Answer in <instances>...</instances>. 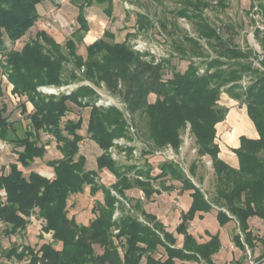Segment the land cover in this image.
I'll return each mask as SVG.
<instances>
[{
    "label": "trees",
    "instance_id": "16d2710c",
    "mask_svg": "<svg viewBox=\"0 0 264 264\" xmlns=\"http://www.w3.org/2000/svg\"><path fill=\"white\" fill-rule=\"evenodd\" d=\"M45 1L55 2L0 0L1 72L13 86L12 93L20 99L27 98L21 104L22 111L27 113V102L33 105V111L27 114L29 127L21 136L16 121L7 114L9 105L0 85V140L12 144L17 154L9 169L6 165L0 167V222L6 226V235L13 236L25 230L31 217L37 215L43 221L42 232L51 233L52 240L37 248L26 243L0 247V255L19 264H177V260L216 264L213 256L222 248L219 233H208L210 240L199 243L188 230L198 212H210L214 206L219 207L217 218L222 226L231 220L237 222L241 233L233 234L234 244L241 250L246 245L254 250L256 238L249 219L264 220V59L262 68L256 66L258 55L254 49L231 42L221 25L207 17L205 12L214 2L223 7L226 4L222 0H176L181 6L172 12L192 23L196 33L195 37L186 34L183 41L189 44L193 56L204 58V66L189 60L184 71L172 65V75L167 76L173 55L157 60L136 51L130 41L135 33H127L119 41L113 31L105 30L102 37L86 45V56L78 53V44L89 29L85 6L104 5L105 13L112 16L114 0H84L79 5V27L65 46L40 29L20 48L15 47L40 19L38 6ZM259 5L264 9L263 3ZM136 23L141 29L151 25L144 14L137 15ZM255 37L264 51V36L256 30ZM203 40L214 56L207 53ZM177 48L187 53L182 42L177 43ZM84 80L103 83L112 96L124 103L134 124L137 125L136 117L146 119L144 132L150 145H146L145 155L168 144L178 149L181 132L190 123L199 154L213 160L216 196L206 198L173 161L163 160L156 174L148 161L145 165L120 164L111 148L119 146L134 156V146L115 143L121 138L131 141L134 134L124 110L97 105L99 95L90 85L81 84L70 93L59 95L40 90L43 86L60 87ZM223 92L246 105L259 132V138L241 136V144L234 150L238 168L219 156L216 141V125L228 112L219 104ZM70 103L90 108L88 137L102 150L96 159L97 169H88L87 157L80 153L81 142L86 138L80 132L83 118H68L63 123L72 111ZM43 132L54 138L62 155L47 161L54 170L53 178L36 170L25 175L23 170L45 156ZM105 169L116 177L111 185L99 180V171ZM191 172L196 175L195 164ZM174 180L181 183V191L190 190L192 197L190 209L182 212L176 228L184 236L182 246L177 244L175 232L145 210L143 199L127 195V191L139 189L147 201H152L155 195L177 189L174 182L169 183ZM88 186L92 196L102 192L103 200H96L92 209L95 217L84 224L69 216V198L85 192ZM117 211L119 216L114 218Z\"/></svg>",
    "mask_w": 264,
    "mask_h": 264
},
{
    "label": "rangeland",
    "instance_id": "374dc122",
    "mask_svg": "<svg viewBox=\"0 0 264 264\" xmlns=\"http://www.w3.org/2000/svg\"><path fill=\"white\" fill-rule=\"evenodd\" d=\"M226 7L221 6L214 2L213 7L206 10L207 17L214 22L216 25L220 26L223 34L226 38H230L231 42L241 46L242 48L251 47L254 51L261 52L263 48L258 42V39L255 37V17L254 13V4L263 3L264 0H222ZM84 0H56L55 3H48V7L40 6V11L42 12L40 19L36 22L35 26L32 28L30 34H28L23 39L19 40L14 44L15 47L20 48L25 41L29 38L34 37L38 30L45 29L49 34H51L59 43L65 46L68 38L71 37L72 33L79 27L77 21L78 8L79 5L83 4ZM181 5L176 0H114V12L112 16H108L104 9V5L93 3L92 5L85 6L84 12L88 18L90 30L86 34L85 39L82 43L78 44V53L86 56V45L91 43L93 40L100 37L104 30H111L116 35V39L122 41L125 39L127 33H135L131 37L130 41L133 45V42L136 40H141L147 43L146 47L148 50L140 52L149 57L165 59L172 56L170 66L167 68L166 75L171 76V66L175 65L178 70L184 71L189 64V60L195 61L201 67L204 66L202 57L193 56L189 52V44L183 41V38L186 34L195 37L196 33L193 30V25L185 18H179L172 11L179 8ZM144 14L151 21V25L147 28L141 29L137 25V15ZM165 25V28L164 26ZM182 42L186 49L187 53L184 54L180 48H177V43ZM145 43V44H146ZM202 45L206 48L207 53L215 55V53L208 46V43L203 40ZM146 48V49H147ZM154 50L155 52H149ZM192 57V58H191ZM84 69H82L83 71ZM86 84L93 87L97 93L98 98H112V95L107 91L103 83H97L93 80H84L81 82L71 83L68 87L76 88L78 85ZM0 85L5 89V100L7 101L9 107L7 114L10 116V119L16 121V128L19 135H23L25 129L29 127V119L27 114L33 111V106L28 102L27 106L29 107L27 113H24L21 109L22 102L26 101L27 98H19L13 93L11 94L12 85L8 80L1 75L0 72ZM19 98V99H18ZM154 100V96L151 97ZM116 107H121V100L114 99L112 102ZM72 111L63 118V123L68 118L78 119L79 116L83 118V128L80 130L86 138L81 142L80 153L84 154L87 157V168L88 169H97V157L102 153V150L98 145L88 137L87 125L89 121L90 108L89 107H80L70 103ZM239 109L243 110L244 106H239L237 103L235 105ZM27 107V108H28ZM129 122L135 127V134L133 140L125 141L123 139L119 140L122 144L132 145L135 147L137 152V157L129 156L125 150H121L118 147L112 149L115 159L120 164H140L145 165V162L148 161L151 163L155 169L153 173H159V165L163 162V158L157 155L156 153L144 154L143 151L146 149V145H150L146 137V119L142 121L136 117L137 125L134 124L133 118L128 117ZM223 125L227 126V131L234 133V127L229 125L227 121L223 120ZM145 131V132H144ZM182 143L178 149H176L171 144H168L164 147L170 146L175 150V158L178 160L179 165L182 171L195 183L206 195V198L212 199L216 196L217 193V178L215 174V168L213 166V160L209 155H200L198 152V147L195 143V137L191 132L190 123L187 124V127L181 132ZM217 140L221 141V144H224L222 136L219 135ZM43 143H47V152L43 158H37L32 166L28 168H23L25 175H29L30 171L36 170L42 174L53 178L54 170L47 165V161L55 158L61 157L60 151L56 147V141L54 138L45 132L42 133ZM117 142V140H116ZM124 146V145H122ZM168 153L172 154L171 151ZM17 160L16 149L12 144L9 143L7 149H0V167L6 165L9 169V164ZM196 165V175L191 172L192 165ZM99 180L102 183L111 185L116 177L110 173L108 170L99 171ZM174 182L178 188L163 192L162 195L157 196L155 202H149L144 198L142 191L139 189H133L127 191L129 197H140L143 199V206L147 205L159 212V208H162V205H165L167 210L162 216L161 221L169 227H176L180 224L179 220V210L181 208L177 203L180 201L178 195L181 194L179 181H170L169 183ZM115 193V191H114ZM191 194L188 193L187 196L181 194V202L185 212H187L191 205L192 200H190ZM96 200H103V193L99 192L96 195H91L89 192V186L86 188L85 192L72 194L69 198V216L75 217L77 222L88 224L94 217L95 213L93 212V206L95 205ZM127 202V201H125ZM151 205V206H150ZM218 206H214V209L217 210ZM219 208V207H218ZM220 209L226 210L225 208L220 207ZM159 210V211H158ZM173 211V213H172ZM229 214V211L226 210ZM119 214V211H118ZM200 219H197L196 222H200ZM235 221V220H234ZM207 228L211 231H218L221 229L222 243L227 245V230L220 227L219 222L215 217H209L207 220L203 221ZM252 226L254 228L253 234L256 238V247L252 250L248 245H246L245 250H240L234 243L231 241L224 251L217 257L218 264H260L264 262V222H258L256 219L252 220ZM231 240L235 232H240L237 222H231ZM43 221L37 215L31 217V222L28 227L20 232L19 234L13 236H7L5 233V224L0 222V247H10L12 244H31L36 248L39 247L43 242L51 241V233L42 232ZM241 233V232H240ZM242 237L243 234H242ZM177 244L182 246V242L178 241ZM230 245V247H229ZM232 245V246H231ZM98 252L100 248L97 247ZM159 256V253L156 254ZM263 257V259H262ZM180 262V260H177ZM0 264H19L15 260H8L5 257L0 255ZM179 264H204L197 262H180Z\"/></svg>",
    "mask_w": 264,
    "mask_h": 264
},
{
    "label": "crops",
    "instance_id": "0c3cea01",
    "mask_svg": "<svg viewBox=\"0 0 264 264\" xmlns=\"http://www.w3.org/2000/svg\"><path fill=\"white\" fill-rule=\"evenodd\" d=\"M48 3H51L52 4L53 2L45 1V2L41 3L38 6V9L40 8V6L48 7ZM39 13H40V15L42 14V12L40 11V9H39ZM78 13H79V8H78ZM86 18H87V16H86ZM87 21H88V18H87ZM88 25H89V21H88ZM89 30H90V25H89V29L86 32V34L89 32ZM104 32H105V30L103 31V33H102V35L100 37L103 36ZM86 34H85V36H86ZM100 37H98V38H100ZM84 39H85V37H84ZM95 40H93V41H95ZM237 103L239 104V106H242V107L244 106V109L241 110L238 107H236L235 105ZM219 104L222 105V106H224V107H226V108H228V112L226 114V117H225L224 121L226 120L227 123L229 125H232L234 127V130H235V131H233L234 133L228 132L227 131V126L226 125H223L224 124L223 121L219 122L216 125V128H217V138H218L219 135H221L222 136V139L224 141L223 142L224 144H221V141L217 140V138H216V141L219 143V146H220L219 156L223 160H225L228 164H230L231 166H233L235 168H238L239 167V159H238L237 154L234 152V150L237 149L240 146V144H241V139H240L241 136H247L249 138H259V132H258V130H257L254 122L252 121V119L250 118V116L248 114L246 105L240 104L239 101H237L234 98H232L226 92H223L221 94V98L219 100ZM28 109H29V107H28ZM182 193H184L187 196V194L188 193H191V191L190 190L181 191V194ZM181 194L178 195L179 198H180L179 203H180V206H181V208L179 210V217L180 218H179L178 221H181V214H182V212H185V210L183 208V204L181 202ZM160 195H162V194H160ZM160 195H155L154 196V200L149 201V202L150 203L151 202H155V200L157 199V196H160ZM190 200H192V197H190ZM144 208H145V210L147 212L152 213V214H155L159 220H161L162 216L166 213L165 210H167V208L165 207V205H162V208H159V210H160V211L158 210L159 212H157V211L155 212V210L152 209L151 207H149L148 205L146 207H144ZM216 208H217V210L212 209L210 212H198L196 214L195 218L189 223L188 230H189L190 233H192L194 235V237L197 239V241L199 243H203V242H206V241L210 240V236H209L208 233H211V234L219 233L220 239H221V243H222L221 229L219 228L218 231H216V232L215 231H211L209 228L206 227L205 223L203 222V221L207 220L209 217H212V216L215 217L217 219V221L219 222V220L217 218V213H218V209L219 208L218 207H216ZM172 213H173V211H172ZM197 219H200L201 221L200 222H196ZM254 219H256L258 222H264V220H262L259 217H252V218H250L249 219V224H250V229L252 231L254 230V228H253L251 222ZM231 222L236 223V221L231 220V221L227 222L225 225L222 226L220 224V222H219L220 227L227 230V245L231 241L234 243L233 236H232V240H231V232H232V231H230L231 230V228H230L231 227V224H230ZM166 227H167L168 230L175 232V235L177 236L178 241H181L183 243L184 236H183V234H178L176 232V227L175 226L174 227L173 226L172 227H169V226L166 225ZM235 228H236V224H235ZM227 245H223V243H222V248L220 249V251L218 253L214 254L213 258H214V262L216 264H218L217 257L224 251V249L226 248ZM229 247H230V245H229ZM180 262H183V261H180ZM180 262L177 261V264H179Z\"/></svg>",
    "mask_w": 264,
    "mask_h": 264
},
{
    "label": "built area",
    "instance_id": "2783aa9c",
    "mask_svg": "<svg viewBox=\"0 0 264 264\" xmlns=\"http://www.w3.org/2000/svg\"><path fill=\"white\" fill-rule=\"evenodd\" d=\"M254 17L256 19L255 23V31L256 30H259L261 35L264 36V9L260 7L259 3L257 4H254ZM146 42L144 41H141V40H136L135 42H133V46L136 50H139L140 52H144L145 50H148V48L146 47L147 43L145 44ZM147 48V49H146ZM149 52H155L154 50H151ZM153 54V53H152ZM257 59L254 61V64L258 67H261L262 68V64H261V60L264 59V51H261V52H257ZM157 60H159V58H157ZM264 69V68H262ZM0 72H1V68H0ZM1 75H3V77H5L7 80V76L5 74H2L1 72ZM247 81L245 80L244 81V84H246ZM70 85V84H69ZM69 85H63V86H60V87H56V86H43L40 88V90H42L43 92L45 93H49V94H56V95H59L63 92L65 93H70L74 88H71L69 89L68 87H70ZM113 98L115 99L116 97L112 96V98H102V97H99L96 101V104L97 105H102V106H105V107H109V106H113L114 104L112 103L113 102ZM19 99V98H18ZM118 99V98H116ZM120 100V99H119ZM120 109H123L124 112H125V117L127 118L128 117H131V115L129 114V112L127 110H125V106H124V103L121 101V107H119ZM129 121V120H128ZM130 124V130L132 132V134H135L136 130H135V127H133V125L129 122ZM123 140H125L124 138H121ZM121 139H117V142L115 140V143L116 144H119V145H125V144H122L119 140ZM126 141V140H125ZM9 147V143L5 140H0V149L4 150V149H7ZM117 147V146H116ZM115 148L112 147L111 148V151L112 149ZM147 148V147H146ZM136 149H134L133 151V154H134V157H137V152H135ZM168 151H171L173 153L170 154L168 153ZM175 150L170 146H167V147H163V148H160V149H157L155 150L154 153H156L157 155H159L160 157L163 158V160H170V161H173L177 164H179L178 160L175 158ZM112 154H113V151H112ZM113 157L115 158V155L113 154ZM142 178V177H140ZM178 205H180V203L178 202L177 203ZM119 216L118 214V211L115 213L114 215V218H117ZM118 231V230H116Z\"/></svg>",
    "mask_w": 264,
    "mask_h": 264
},
{
    "label": "water",
    "instance_id": "95a60500",
    "mask_svg": "<svg viewBox=\"0 0 264 264\" xmlns=\"http://www.w3.org/2000/svg\"><path fill=\"white\" fill-rule=\"evenodd\" d=\"M260 264H264V262L260 263Z\"/></svg>",
    "mask_w": 264,
    "mask_h": 264
}]
</instances>
